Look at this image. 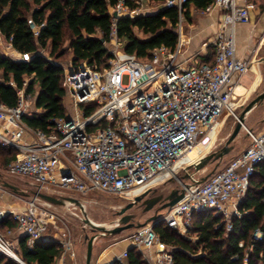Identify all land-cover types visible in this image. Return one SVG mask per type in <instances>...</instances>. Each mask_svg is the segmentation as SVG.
Wrapping results in <instances>:
<instances>
[{
  "label": "built area",
  "instance_id": "obj_1",
  "mask_svg": "<svg viewBox=\"0 0 264 264\" xmlns=\"http://www.w3.org/2000/svg\"><path fill=\"white\" fill-rule=\"evenodd\" d=\"M131 1L134 8L126 0L118 1L112 10L117 13L115 21L150 8V0ZM187 1L165 0L158 6L177 7L180 11L175 48L161 45L148 59L127 53L119 57L112 50L115 56L103 70L83 61L65 72L64 82L74 98L75 110L70 116L66 113L54 118L49 131L33 128L24 121V115L35 109L33 95L26 93L25 88L18 89L16 106L0 104V145L18 151L7 172L30 178L38 191L50 190L62 196H71L67 190L83 195L98 191L131 201L163 182L179 181L185 190L184 198L130 237L132 247L143 252L149 264H173L172 250L154 230L160 221L186 235L193 213L213 209L225 216L231 229L229 219L241 216L239 204L246 195L255 165L264 161V130L254 133L246 128L251 145L222 170L195 186L180 180V171L205 156L224 112L237 117V82L253 63L252 59L237 55L236 41L237 24L251 19L250 0H214L202 9V13L213 7L222 11L218 31L209 43L214 47V59L189 66L180 61L185 43L182 9ZM29 23L35 28L31 19ZM111 41L118 42L115 23ZM19 58L29 60L30 54L19 53ZM91 104L97 106L86 113ZM103 122L104 126H99ZM40 200L32 195L22 211L0 208V221L11 214L17 227L27 235L29 248L40 240L51 239L48 232L55 221L54 214L42 208ZM263 236L264 222L254 231L252 240L258 242ZM60 243L62 258L75 256L70 239ZM240 246H244L243 241ZM128 250L109 264H126ZM0 252L28 264L1 230Z\"/></svg>",
  "mask_w": 264,
  "mask_h": 264
},
{
  "label": "trees",
  "instance_id": "obj_2",
  "mask_svg": "<svg viewBox=\"0 0 264 264\" xmlns=\"http://www.w3.org/2000/svg\"><path fill=\"white\" fill-rule=\"evenodd\" d=\"M119 0H0V34L19 53H29L30 59L4 54L0 48V104L16 106L18 89L31 93L34 110L23 119L31 127L49 131L52 120L67 113L63 84L65 69L62 60L70 56L73 66L89 61L97 70L110 65L114 54L107 44L115 23L122 50L138 58L148 59L152 51L166 45L175 48L179 41L177 7L158 6L165 0H150L153 9L134 17L114 20L113 8ZM214 0H188L182 9L186 19L192 8L204 9ZM130 8L136 5L126 0ZM35 25L31 26L29 20ZM38 31V33H36ZM205 61L214 59V47L209 44ZM27 83L25 84V82ZM38 86V89H37ZM96 104L86 108L92 112ZM99 126H104V122ZM17 149L0 145V168L16 159ZM241 216L229 221L213 209L195 212L186 235L165 222L154 226L160 241L173 253V264H264V236L253 242L254 231L264 222V161L255 165L246 195L239 204ZM17 227L9 214L0 221V229ZM243 241L244 246H240ZM246 255L247 248L251 246ZM62 244L51 237L27 245V235L18 240L17 253L28 264H55ZM126 264H149L136 247L128 250ZM0 264H21L0 252Z\"/></svg>",
  "mask_w": 264,
  "mask_h": 264
},
{
  "label": "rangeland",
  "instance_id": "obj_3",
  "mask_svg": "<svg viewBox=\"0 0 264 264\" xmlns=\"http://www.w3.org/2000/svg\"><path fill=\"white\" fill-rule=\"evenodd\" d=\"M149 7H153V3L149 4ZM5 44V43H4ZM109 50L113 52L116 50L119 57H124L125 52L122 50L120 42L110 41L107 44ZM1 50L4 49V45H0ZM112 52V53H113ZM260 58L255 66L257 71L260 74V82L258 85H253V88L246 92L245 94L238 97V106L236 107V115H239L244 110L245 106L258 94H260L264 90V44L262 43L260 51ZM19 57V55H17ZM115 56V55H114ZM62 64L64 66L65 72H70L73 67L71 63L70 56H67L63 59ZM127 81V77L125 78ZM63 84L67 89V95L65 98V104L67 107V115L70 116L74 113V98L68 91V86L63 80ZM238 89V93L242 94L245 88ZM38 89V86H37ZM38 91L36 92L33 101L37 96ZM234 115L228 114V112H224L221 117V124L217 129L216 135L212 140L210 146L205 149V155L220 150L225 146L229 136L233 132L238 118ZM245 127H242L239 134L236 136L233 144V149L226 154L220 163L217 165V161L209 162L204 168L197 170L195 168L192 169V178L198 180L214 170V172L222 170L230 160L238 156L243 150L248 148L251 145L252 139L246 128L251 130L254 133H260L264 130V100L255 106L250 112H248L245 116ZM193 154V153H192ZM217 165V166H216ZM184 174L183 170L179 172V177ZM3 182H9L18 187V191H14L13 189L6 187L3 185ZM187 183H192V180H185ZM179 186V181L177 179H171L166 182H163L156 186L157 190L155 191V195L163 194L166 196L170 193V191ZM0 201L3 199L5 195L19 198L22 201H27L32 195L33 192L38 191L37 185L28 177L19 176V175H10L7 172L6 167L0 168ZM42 192L60 196L57 192H52L50 190H42ZM66 193L73 197H77L81 200L84 205L85 211L88 217L101 225L106 226L107 228H113L118 224V219L121 217L119 215V211L122 207H124L129 200L125 197L119 195H111L102 192H90L86 195L78 194L74 191L67 190ZM80 195V196H78ZM40 205L42 208H46L50 211V213L54 214V223L50 224L48 236L58 240L62 239H70L72 241V247L74 251L80 250L82 253H86L88 239L90 236L97 234L98 240L102 239V243L100 245L103 247L108 243L112 242L117 238H128L134 234L138 228L131 227L125 229L117 234H103L99 230H93L87 223L84 221V217L82 211L79 207L68 204V205H56L53 203L46 202L41 199ZM162 202L157 203L151 210L144 212V205L138 204L133 208L129 209L126 213H135L136 216L134 218V222H144L148 217L154 215L156 212H161L162 215L166 214L168 209H160ZM161 222V221H160ZM159 222V223H160ZM1 230V229H0ZM6 235L9 240H12L11 232L9 230L2 231ZM89 236L88 238L86 236ZM16 247V246H15ZM17 250V249H16ZM96 252V247H95Z\"/></svg>",
  "mask_w": 264,
  "mask_h": 264
},
{
  "label": "crops",
  "instance_id": "obj_4",
  "mask_svg": "<svg viewBox=\"0 0 264 264\" xmlns=\"http://www.w3.org/2000/svg\"><path fill=\"white\" fill-rule=\"evenodd\" d=\"M249 2L251 19L247 23L237 24L236 41L237 55L241 58L252 59L253 63L249 72L243 75L237 82L236 93L239 85L245 88L242 94L237 93L238 97L251 90L253 85H258L260 82V74L255 66L260 58L259 51L261 45L262 43L264 44V0H250ZM152 9L153 7H150L148 11ZM201 10L192 8L190 19H186L183 16L182 26L185 43L179 60L187 66L206 60L209 51H211L208 48V44L214 38L219 28L221 9L213 7L208 13H202ZM1 44L4 45V49H2L4 54L18 57L19 52L0 34ZM0 208L9 210V212L12 210L22 211L26 208V201L5 195L0 201ZM9 231L11 232V241L17 249L18 240L24 235V232L18 227L9 229ZM101 241L102 239L98 240V238L94 241L91 264H109L117 255L133 246L130 237L114 239L103 247L100 245ZM86 253L76 250L75 256L69 255L66 258L59 256L55 264H86ZM144 253L147 254L148 250Z\"/></svg>",
  "mask_w": 264,
  "mask_h": 264
},
{
  "label": "water",
  "instance_id": "obj_5",
  "mask_svg": "<svg viewBox=\"0 0 264 264\" xmlns=\"http://www.w3.org/2000/svg\"><path fill=\"white\" fill-rule=\"evenodd\" d=\"M113 15L116 16L117 13L114 12ZM263 100H264V90L260 94H258L255 98H253L245 106L244 110L239 115L238 122H237L233 132L229 136L225 146L222 147L218 151H214V152H211V153L203 156L197 163L187 165L183 169L184 174L180 177V180L185 182V180L190 179V180H192V183L185 182L187 184V186H195V185L202 184L211 175H213L215 173L214 170H212L211 172H209L208 174H206L202 178L195 180L192 178V169L195 168L197 170H200V169L204 168L209 162H212V161H217V165H218L220 163V161L222 160V158L233 149L234 146H233L232 142L234 141L236 136L239 134L241 128L244 126L246 114L248 112H250L255 106L260 104ZM3 185L13 189L16 192L18 191V187L14 184H11L9 182H3ZM156 190H157L156 187L155 188H149V189L141 192L140 194L136 195L133 198V200L129 201L124 207H122L121 210L119 211V215H121V217L118 219V224L113 228H107L104 225H101V224H98V223H95L94 221H92L88 217L83 203L77 197L62 196V195L56 196V195L48 194V193H45L42 191H35V192H33V195H37L41 199H43L49 203L56 204V205L73 204V205H75L81 209L85 223H87L93 230H99L103 234H117V233H119L125 229L131 228V227L140 228V227H143L149 223L155 222L162 215L161 212H156L154 215L148 217L144 222L135 223L133 220H134L136 214L135 213H126L129 209L133 208L134 206H136L138 204H142V205H144L143 211L147 212V211L151 210L157 203L163 201L162 205L160 206V209H169V208L175 206L177 203H179L185 196V190L183 188H181L180 186L172 189L170 191V193L167 194L166 196H164L163 194H158L156 196H149L150 193L155 192ZM86 237L88 238L89 236L87 235ZM97 237H98V235L94 234V235L90 236L88 239L87 253H86V264H91L94 241Z\"/></svg>",
  "mask_w": 264,
  "mask_h": 264
},
{
  "label": "bare ground",
  "instance_id": "obj_6",
  "mask_svg": "<svg viewBox=\"0 0 264 264\" xmlns=\"http://www.w3.org/2000/svg\"><path fill=\"white\" fill-rule=\"evenodd\" d=\"M242 88L240 85L237 87V93H238V89ZM243 93V92H241ZM196 153V151L193 152V154H191L192 156H194V154ZM93 220V219H92ZM96 223V222H95Z\"/></svg>",
  "mask_w": 264,
  "mask_h": 264
},
{
  "label": "flooded vegetation",
  "instance_id": "obj_7",
  "mask_svg": "<svg viewBox=\"0 0 264 264\" xmlns=\"http://www.w3.org/2000/svg\"><path fill=\"white\" fill-rule=\"evenodd\" d=\"M155 194H156L155 192H152V193H150L149 196H154Z\"/></svg>",
  "mask_w": 264,
  "mask_h": 264
}]
</instances>
